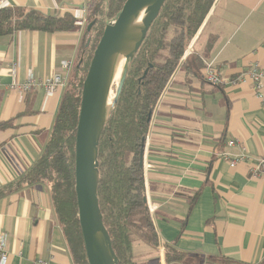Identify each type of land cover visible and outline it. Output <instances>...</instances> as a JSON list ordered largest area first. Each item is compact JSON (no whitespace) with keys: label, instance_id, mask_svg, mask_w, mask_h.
Masks as SVG:
<instances>
[{"label":"crops","instance_id":"0c3cea01","mask_svg":"<svg viewBox=\"0 0 264 264\" xmlns=\"http://www.w3.org/2000/svg\"><path fill=\"white\" fill-rule=\"evenodd\" d=\"M86 1L5 0L2 6L69 13L77 30L0 37V123H8L0 129V189L22 178L49 139L79 57ZM63 62L70 63L68 71L60 68ZM207 63L217 67L221 85L203 80ZM255 65L264 72V0H214L150 117L142 170L158 247L134 245V259L264 264V170H255L264 160V80L257 90L231 84ZM58 72L65 83L49 95L41 88L24 94L8 89L29 75ZM241 155L244 160L230 168L228 161ZM0 235L5 264H74L44 184L12 186L0 198ZM164 246L183 257L166 263Z\"/></svg>","mask_w":264,"mask_h":264},{"label":"trees","instance_id":"16d2710c","mask_svg":"<svg viewBox=\"0 0 264 264\" xmlns=\"http://www.w3.org/2000/svg\"><path fill=\"white\" fill-rule=\"evenodd\" d=\"M125 1H86L85 24H92V27L87 31L86 26L83 33L79 57L67 80L49 139L39 158L22 178L0 189L1 198L12 186L15 190L22 184H44L47 187L56 221L74 264H88L78 224L74 191L75 135L82 84L106 21L122 9ZM213 2H164L126 72L115 108L100 136L97 199L118 264H136L135 243L152 249L158 247L157 236L144 202L141 152L144 150L154 106ZM75 30L76 20L69 13L52 16L34 9L0 8V37L19 31L56 33ZM87 40L89 45L86 47ZM7 126L8 123H0V129ZM182 257L170 246H164L166 263L179 261Z\"/></svg>","mask_w":264,"mask_h":264},{"label":"water","instance_id":"95a60500","mask_svg":"<svg viewBox=\"0 0 264 264\" xmlns=\"http://www.w3.org/2000/svg\"><path fill=\"white\" fill-rule=\"evenodd\" d=\"M165 1L126 0L122 9L105 23L82 84L75 135L74 191L78 224L88 264H118L97 199L98 143L115 108L126 72ZM91 27L92 24H89L87 31ZM128 38L131 40L129 45ZM88 45L89 40L85 46ZM118 74L112 103L103 114V103L112 92ZM145 74L146 71L143 77ZM142 158L143 150L141 165Z\"/></svg>","mask_w":264,"mask_h":264},{"label":"built area","instance_id":"2783aa9c","mask_svg":"<svg viewBox=\"0 0 264 264\" xmlns=\"http://www.w3.org/2000/svg\"><path fill=\"white\" fill-rule=\"evenodd\" d=\"M5 0H0V7L2 8ZM60 68L64 71H68L70 68V63H61ZM11 76L14 77L16 73V65L13 64L10 68ZM203 80L211 86H219L223 83L217 67L213 63H207L203 67L202 72ZM264 80V72L258 67L253 66L249 70L243 72L240 76L231 81V84L236 85L239 83H250L252 87L257 90L260 88L262 81ZM65 80L60 72L54 73L51 76L37 78L29 75L23 83H18L13 81L8 89L11 92H16L20 94L28 93L32 90L41 88L46 94L53 93L57 88L64 85ZM228 145H233V142H229ZM244 160V156H239L228 161L229 167L234 168L239 162ZM255 170H264V160H260L259 165L255 167ZM255 172V171H254ZM148 211H151L149 208ZM6 238L4 235H0V264H5L7 261V254L5 253ZM34 264H46L42 260L35 261Z\"/></svg>","mask_w":264,"mask_h":264},{"label":"rangeland","instance_id":"374dc122","mask_svg":"<svg viewBox=\"0 0 264 264\" xmlns=\"http://www.w3.org/2000/svg\"><path fill=\"white\" fill-rule=\"evenodd\" d=\"M86 9H87V8H85V11H86ZM111 19H112V18H111ZM111 19H110V20H111ZM107 21H108V20H107ZM107 21H106V22H107ZM87 24H88V23H87ZM86 26H87V25L85 24V26H84V28H83V31H85ZM86 29H87V28H86ZM74 64H75V63H74ZM74 64H73V65H74ZM70 66H71V65H70ZM71 67H73V66H71ZM71 70H72V69H71ZM117 85H118V81H117V82L113 85V87H112V92H111V93H112V94H111L112 96H114V94H115V90H116V86H117ZM147 208H148V207H147ZM137 244H139V243H135V245H137ZM138 252H139V250L136 251V248H135V253H138ZM138 254H139V253H138ZM139 257H140V256H136L135 261H136V262H141V260H142V263H140V264H155L153 260H152V261H149V262L146 263V262L143 261V258L140 259ZM145 261H146V260H145ZM136 264H137V263H136Z\"/></svg>","mask_w":264,"mask_h":264},{"label":"bare ground","instance_id":"6f19581e","mask_svg":"<svg viewBox=\"0 0 264 264\" xmlns=\"http://www.w3.org/2000/svg\"><path fill=\"white\" fill-rule=\"evenodd\" d=\"M130 43H131V40H130V38H128L127 39V44L129 45ZM119 74H118L117 78L115 79V83L118 81ZM111 94L112 93L109 94L108 98H106L105 101H104V103H103V114L106 113V111L108 110V108L110 107V105L112 103L113 96Z\"/></svg>","mask_w":264,"mask_h":264}]
</instances>
